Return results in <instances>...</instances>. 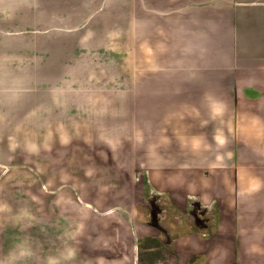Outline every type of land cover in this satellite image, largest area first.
I'll use <instances>...</instances> for the list:
<instances>
[{
    "label": "crops",
    "instance_id": "crops-1",
    "mask_svg": "<svg viewBox=\"0 0 264 264\" xmlns=\"http://www.w3.org/2000/svg\"><path fill=\"white\" fill-rule=\"evenodd\" d=\"M47 56L135 58L142 172L130 184L110 162L46 147L32 160L47 101L39 92L32 107L30 64L15 58ZM206 94L224 105L216 119ZM145 183L205 207L211 231L175 234L169 214L121 203ZM21 246L31 255L13 264H264V0H0V261Z\"/></svg>",
    "mask_w": 264,
    "mask_h": 264
},
{
    "label": "rangeland",
    "instance_id": "rangeland-1",
    "mask_svg": "<svg viewBox=\"0 0 264 264\" xmlns=\"http://www.w3.org/2000/svg\"><path fill=\"white\" fill-rule=\"evenodd\" d=\"M134 59L64 56L15 58L16 65L22 62L26 66L30 64L32 107L39 92L45 95L42 97L47 101L46 130H39L38 122L32 119L29 143L32 160L38 159L39 148L46 147L52 159L110 162L112 173L113 170L120 171L127 185L130 184L136 172L141 171L134 167ZM19 141L21 143L22 139ZM137 178L139 183L143 175ZM145 184L141 191L131 185V195H124L121 203L137 207L140 214L153 221L160 220L161 214H169L164 222L167 225L168 222L176 223L175 234L198 229L206 233L211 231L216 217L209 214L205 207L192 201L183 206L174 205L167 195ZM149 214L150 217L147 216ZM177 224H182V229ZM151 244L153 241H146L142 246ZM162 248L161 245L152 251L143 249L141 256L150 262V258L165 253Z\"/></svg>",
    "mask_w": 264,
    "mask_h": 264
},
{
    "label": "clouds",
    "instance_id": "clouds-1",
    "mask_svg": "<svg viewBox=\"0 0 264 264\" xmlns=\"http://www.w3.org/2000/svg\"><path fill=\"white\" fill-rule=\"evenodd\" d=\"M202 103L207 108L209 116L212 119H216L223 112V109H224L223 103L211 94H206L203 98ZM202 123L207 124V121H203ZM219 133L220 131L218 130L217 135H219ZM29 255H31L30 250L21 246L15 253L10 254V261L7 262V264H13L14 261L18 259H23ZM74 255H75V251L71 248H67L65 249V252L62 254V259L71 260L74 257ZM0 264H6V262L0 261ZM47 264H60V259L55 258V257H50L48 259Z\"/></svg>",
    "mask_w": 264,
    "mask_h": 264
}]
</instances>
